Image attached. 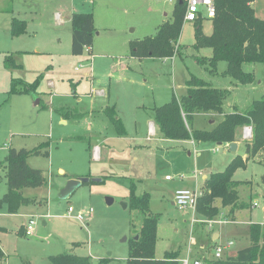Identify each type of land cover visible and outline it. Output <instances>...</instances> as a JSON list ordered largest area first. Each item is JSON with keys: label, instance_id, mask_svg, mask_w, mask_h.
Instances as JSON below:
<instances>
[{"label": "rangeland", "instance_id": "1", "mask_svg": "<svg viewBox=\"0 0 264 264\" xmlns=\"http://www.w3.org/2000/svg\"><path fill=\"white\" fill-rule=\"evenodd\" d=\"M8 3L0 0V199L7 191L8 150L32 149L42 142H48V147L27 158L28 165L45 177L43 185L22 190L34 202L23 204L13 214L4 203L0 205L2 264H51L49 257L61 253L89 256L91 264H127L129 240L136 236L144 217L128 207L131 179L136 194L149 193L148 214L157 218L156 259L174 251L182 258L189 248L195 252L192 257L204 256L202 264L210 263L215 259L208 232L212 227L221 228L218 243L224 247L223 258L241 248L247 241L248 224L264 222V148L233 172L238 202L244 204L236 221L226 216L229 210L218 199V218H207L196 207L180 210L172 204L174 190L194 188L196 181L190 177L194 170L222 171L236 154L243 157L245 149L241 146L233 153L225 144L201 142V156L192 151L189 155L182 145L164 140L156 127L148 139L153 122L150 110L184 95L185 81L195 75L228 90L223 111L233 107L243 111L264 93V61L243 63V70L254 75V81L245 84L224 74L225 61H218L214 68L199 63L197 58H207L212 51L194 47L193 21L183 23L173 57L131 56V42L155 35L160 24L172 19L176 4L168 1L12 0L16 17L27 22V31L16 37L3 26V18L11 16L2 11ZM250 7L264 19V0H253ZM73 12L93 15L91 50L81 55L71 53ZM201 24L203 34L209 35L211 19L203 18ZM7 54L19 66L10 67L5 62ZM40 73L36 90L8 93L12 78L32 82ZM106 106H114L124 135L115 131ZM64 109L81 113L64 117L60 112ZM222 115L216 116L218 121ZM212 117V113H197L192 127L209 129ZM244 138L242 129L241 139L249 137ZM96 142L109 150L108 157L94 159ZM97 170L104 177L96 176ZM71 176L103 179L84 182L68 197L59 198ZM29 217L36 224L34 233L26 236L22 227ZM228 241L232 244L226 246ZM200 243L204 248H198Z\"/></svg>", "mask_w": 264, "mask_h": 264}, {"label": "trees", "instance_id": "2", "mask_svg": "<svg viewBox=\"0 0 264 264\" xmlns=\"http://www.w3.org/2000/svg\"><path fill=\"white\" fill-rule=\"evenodd\" d=\"M4 10L11 12V1ZM253 0H215V15L211 18L212 29L209 35L202 32V18L195 21V48H211L209 57L197 58L201 64L207 63L214 68L218 61L226 62L224 74L231 76L237 83L245 84L254 81L251 72L243 70V63L264 61V19L255 16L250 7ZM184 5L176 3L172 19L160 24L155 35L131 42V56L137 58L173 57L177 52L175 46L183 26ZM71 23V53L81 55L86 49L91 50L95 31L93 15L90 12H73ZM27 31V22L12 16L9 33L16 37ZM5 62L10 67L15 64L11 54L5 55ZM42 74H38L32 82L21 78H12L8 93H28L36 90ZM186 92L179 98L173 96L164 104L151 108V116L162 138L172 141L191 140L196 143L215 142L229 144L237 140V135L244 127L251 128V136L244 141L245 158L236 154L222 171L210 173L200 187L196 211L207 218H214L219 208L214 204L218 199L222 207H229V214L244 206L238 202L236 187L238 182L232 178L233 172L245 167V161L264 148V93L259 99L253 100L241 111L233 107L231 112L223 113L226 89L212 86L207 81L190 75L185 81ZM109 119L118 135L125 134L123 123L114 110V106L105 108ZM64 117L79 116L81 112L68 109L60 110ZM223 114L220 121L216 120L209 129L193 128L195 114ZM64 119V118H63ZM48 147L42 142L32 149L10 148L5 158L7 191L0 199L7 211L17 213L26 203L34 202L31 197L22 194L24 188H35L45 183L40 169L32 168L27 158L32 154L41 153ZM49 155L48 151H44ZM103 179V178H102ZM135 182L129 181L128 207L144 213L142 223L137 231V238L132 237L128 244L127 264H178V252H165L162 259L155 258L157 231L156 216L148 214L149 193H135ZM23 234L24 227H22ZM249 244L239 248L233 255L220 257L210 261L211 264H264V222H252L248 225ZM4 253L0 247V264ZM51 264H91L89 256L61 253L50 256Z\"/></svg>", "mask_w": 264, "mask_h": 264}, {"label": "built area", "instance_id": "3", "mask_svg": "<svg viewBox=\"0 0 264 264\" xmlns=\"http://www.w3.org/2000/svg\"><path fill=\"white\" fill-rule=\"evenodd\" d=\"M168 1L172 3H181L184 5V14H183V23L185 21H193L195 22L197 18L201 17L203 18H209L211 19L215 15V0H163ZM244 136L246 138L251 136V128L250 127H244L243 128ZM154 134V130L152 129V126L150 125V135ZM228 146V144H227ZM94 156H96V147L93 150ZM169 176H166V179H168ZM200 189H189V188H178L174 191L173 194V202L174 205L180 209H191L192 211L195 210L197 199L200 195ZM255 205V203H254ZM73 211L72 207H68V213H71ZM91 214V213H90ZM77 219H82L81 214H77L75 216ZM213 222V220H211ZM215 223H218V220H214ZM228 221L227 219L225 220ZM224 220H221V222H225ZM220 222V223H221ZM36 224V221L34 217H29L28 221L24 225V233L26 236L32 235L34 233V225ZM209 228L212 227L207 225ZM232 244V241H229L226 246H229ZM214 258H220L224 252V247L220 244L214 246ZM180 264H189V257L183 258L180 260ZM193 264H201L200 260H194Z\"/></svg>", "mask_w": 264, "mask_h": 264}, {"label": "crops", "instance_id": "4", "mask_svg": "<svg viewBox=\"0 0 264 264\" xmlns=\"http://www.w3.org/2000/svg\"><path fill=\"white\" fill-rule=\"evenodd\" d=\"M9 4V3H8ZM11 7H12V11L11 12H6V11H4L7 7H8V5L6 6V7H4V8H2V11L3 12H5V13H7V14H11V16L10 17H5V19L3 18V26L5 27V29L9 32V27H10V21H11V18H12V16H16V14L14 13V8H13V5H12V1H11ZM71 15V14H70ZM202 21V20H201ZM107 107V106H106ZM228 112H231V110H229V111H223V113H228ZM207 114V113H206ZM215 115V117H212V119H210V123H212L213 124V122L214 121H216V120H218V118L222 115V114H214ZM218 118H217V117ZM118 117V116H117ZM62 123H65V120H62L61 121ZM150 125L152 126V129L154 130V128L156 127L157 128V126H156V124L154 123V121L153 122H150ZM193 128H195V127H193ZM155 135V132H154V134L152 135V136H150L148 139H152V137ZM244 139H246V138H244ZM98 140V139H97ZM164 140H166V139H164ZM100 140H98V142H99ZM244 141L245 140H242L241 139V132H239V134L237 135V140L235 141V143H236V149L234 150V151H232L233 153H235L236 151H238L239 150V148L242 146H244ZM177 144H180V145H182L183 147H184V150H186L187 151V153L189 154V155H191V151L192 152H194V154L196 155V156H201V150L199 149L200 148V145H201V143H196V142H193V141H191V140H183V141H175ZM227 146V145H226ZM96 147V156H94V159H103L104 157L106 158V156L108 157V153H109V150L108 149H103L102 147L100 148V146H98V143L96 142V145L94 146V148ZM228 147V146H227ZM230 150V149H229ZM231 151V150H230ZM246 155H245V153L243 154V158L245 157ZM117 166H122V163L121 162H117ZM99 173H103V172H100V171H95V175L96 176H103V174H99ZM211 173V172H210ZM209 175V173H205V172H201V171H197V170H194L193 171V174L192 175H190V177L191 178H193V179H195V184H196V186L194 187V188H190V189H195V188H197V189H200V187L203 185V181H204V179H206L207 178V176ZM72 177H79V176H71V178ZM104 177V176H103ZM201 178L202 179V181L201 182H199V180H198V178ZM165 180L166 181H169V180H171V179H166V176H165ZM175 191V190H174ZM174 194V193H173ZM216 202H217V200L214 202V204L216 205V206H218L217 204H216ZM219 202V201H218ZM172 204L174 205V202H173V198H172ZM175 206V205H174ZM228 208V210H229V207H227ZM239 211H238V209H236L233 213H231V214H229V213H227L226 214V216L229 218H232L233 219V221H236V215H237V213H238ZM223 213V212H222ZM234 215H235V220H234ZM219 216H217V218H218ZM219 223V222H218ZM250 223H252V222H250ZM249 225V224H248ZM212 229V230H211ZM211 229H208V232L212 235V243L211 244H213V247L214 246H216V245H218L219 243H218V241H220V239H221V228H217L216 229V227L214 228V227H212ZM247 234H248V230H247ZM247 237H248V235H247ZM247 237H245V239L247 240L246 242H243V246L242 247H245V246H247L248 244H249V238H247ZM193 241H194V244L196 243L195 242V240L193 239ZM229 242V241H228ZM227 242V243H228ZM241 247V248H242ZM198 248L200 249V248H204V246L202 245V243H200L199 245H198ZM196 252H198V249H196ZM236 252V251H235ZM234 252V253H235ZM195 252H193V250L192 249H187V251H186V255H185V257H182V258H180V256H177L176 257V260H177V262H178V264H180V260L181 259H183V258H186V257H192V254H194ZM233 253V254H234ZM233 254H230V255H233ZM202 258L204 259V256H202ZM202 258H199L197 255H194V257H192V262L194 261V260H200L201 261V259ZM213 260V259H212ZM211 261V260H210ZM193 264V263H192ZM201 264H202V262H201ZM208 264H211V263H208Z\"/></svg>", "mask_w": 264, "mask_h": 264}, {"label": "water", "instance_id": "5", "mask_svg": "<svg viewBox=\"0 0 264 264\" xmlns=\"http://www.w3.org/2000/svg\"><path fill=\"white\" fill-rule=\"evenodd\" d=\"M38 101V100H37ZM228 148L231 151H234L236 149V143L231 142L228 144ZM102 178H89V177H75V178H70L66 184L60 189L58 196L59 198H66L68 197L77 187H79L82 183L84 182H89V181H101ZM112 201L111 198L107 199V202L110 203ZM137 238V235L134 237Z\"/></svg>", "mask_w": 264, "mask_h": 264}]
</instances>
